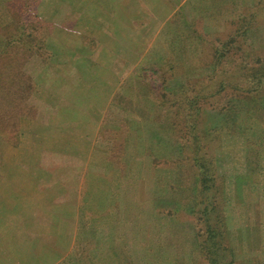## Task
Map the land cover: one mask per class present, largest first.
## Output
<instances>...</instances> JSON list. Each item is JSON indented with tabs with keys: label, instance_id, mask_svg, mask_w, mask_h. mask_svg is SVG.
<instances>
[{
	"label": "rangeland",
	"instance_id": "rangeland-1",
	"mask_svg": "<svg viewBox=\"0 0 264 264\" xmlns=\"http://www.w3.org/2000/svg\"><path fill=\"white\" fill-rule=\"evenodd\" d=\"M33 3L30 25L37 30L31 36L37 43L33 49L37 59L30 63L34 67L29 68L36 86L32 104L39 109V105L57 102L56 112L62 106L63 122L46 132L61 134L58 139L62 133L73 139L75 133L82 136L88 132L84 122L97 117L100 124L95 126V134L89 133L95 150H90L89 145L87 149H83L85 145L71 149L68 144L67 152H58L55 146L45 147L40 148L41 158L31 157L29 151L38 147L45 120L38 119L37 125L35 119L24 117L16 135L0 138V264H205L195 247V229L202 227L203 222L199 220L200 214L197 211L188 216L181 214L173 203L178 196L182 203H187L195 192L192 171L186 175L192 166L191 154L183 151L177 154L175 149L189 139L177 135L170 111L163 109L161 102L172 100L182 86L187 92L192 90L195 82L210 71L208 63H204L206 68L198 65L203 43L195 34L212 35L205 37L204 42L217 46L211 38L223 40L228 23L238 18L244 7L252 6V0H33ZM21 4L22 0H0L1 26L6 23L1 10L4 13L6 8H18ZM260 7L262 17H257L246 37L236 40L237 46L264 47V0ZM188 40L192 45H187V51L183 52V41ZM172 51L177 62L188 58V67L176 77L160 62ZM231 52L232 48L224 51L221 60ZM26 59L30 60L29 50ZM50 69L58 74L53 83L44 80L50 76ZM122 71L124 76L120 75ZM73 73L77 74L78 83L70 90L75 92L57 91L65 87L59 77L72 82ZM62 101L71 102L68 111L59 104ZM226 107L229 108L225 103H212L204 110L201 121L207 127L203 128H213L215 136L211 143L202 146L207 153H214V179L224 197L221 207L226 240L236 262L264 264L261 203L264 198L258 195L255 200L250 196V204L238 202L239 191L227 196L233 178L243 180L249 194L257 184V176H236L235 159L250 158L251 149L241 151L242 156L235 150L246 147L250 141L256 142L255 138L264 139V103L252 108L249 117L240 114L234 125L224 122V117L230 115ZM235 119L232 117V121ZM103 143L112 149L117 145L118 149H126L125 189L116 182L112 184L114 168L100 177L91 171L99 157L107 159L108 154L96 150ZM260 150L253 156H261L264 147ZM110 155L115 165L120 156L118 150ZM143 170L146 182L141 188L134 182L128 183L132 178H127L128 174H141ZM40 173L47 176L34 178ZM258 178L264 182V174ZM31 186L46 195L29 204ZM166 187L174 189L173 193L155 192ZM51 192L62 195L52 196ZM141 193L143 204L136 206L132 201ZM158 195L163 197L162 204H157ZM168 196L176 199L166 202ZM50 199L52 204L45 205ZM157 205L161 212L156 213ZM71 206L77 209L73 222L75 246L60 253L56 249L59 239L54 221H45L35 214L41 212L43 216L46 208L49 217L59 210L68 211ZM38 225L48 227L49 237H29V228L36 230Z\"/></svg>",
	"mask_w": 264,
	"mask_h": 264
},
{
	"label": "trees",
	"instance_id": "trees-1",
	"mask_svg": "<svg viewBox=\"0 0 264 264\" xmlns=\"http://www.w3.org/2000/svg\"><path fill=\"white\" fill-rule=\"evenodd\" d=\"M262 1L252 0V6L244 7L239 17L230 24L228 23L229 26L223 33L224 41L215 40L212 37L211 42L217 46L213 47L204 42L205 37L209 38L212 35L204 32L202 24L199 23L200 30L205 33V36L201 33L195 34L201 38V43H203V45L199 44L202 47V59L197 62H199V67H203L205 62L208 63L210 71L205 77H200L195 82V87L192 90L187 92L181 85L182 89L177 91V95L172 96V100L161 102L163 109L170 111L168 113L172 117L171 124L174 126L173 129L177 132V135L189 139L183 145L178 142L180 146L176 145L177 148L175 149L177 154L180 153L179 151L191 154L192 166L186 171V175L192 171L190 174L194 176L195 186L191 201L182 203L180 196H178V199L168 196L165 201L173 202V198L176 199L173 203H175L174 206L181 214L188 216L189 213L196 211L200 214L201 219L199 220L203 222L202 227L197 226L195 229V247H197L198 257L205 264L238 263L235 260L233 249L226 240V224L222 214L223 207H221L224 205V197L223 190L219 188L214 179V168L216 166L214 153H207L202 146L205 142L211 143L215 133L211 127L204 129L203 127L207 126L201 120L202 116L205 115L203 114L204 110L212 103L217 105L225 103L226 106H229V108H226L229 109L230 115L224 117V122L233 125L234 122L236 124L240 114L248 116L252 108L255 109L264 103V47L258 49L250 47L251 49H249L246 46L242 48L236 45L237 39L244 38L249 34L254 23H256L257 17H262V14H260ZM21 5V7H14V9L6 8L4 13L1 10L2 16L6 19V23L0 25L1 139L6 138L8 135L9 137L16 135L22 118L33 120L37 117V105L32 104L36 86L33 81L34 78L30 77L33 71L29 72V68L34 67L30 63L37 59L33 56V49L37 46V43L31 38L33 31L37 30L32 29L30 25V9L35 6L33 0H22ZM190 41H183V52L187 51V45H192ZM41 42L43 45L44 41ZM230 48H232V52L229 57L224 58V61L221 60L224 51L227 52ZM28 50L29 59L31 60L33 57L31 61L26 59ZM175 59L176 56L172 51L170 56L160 60L164 69H168L172 77L182 75L183 69L188 67L186 65L188 58L181 59L179 62ZM206 66L203 68H206ZM153 67L151 66L155 71ZM50 73V76L44 80L53 83L58 74L51 69ZM63 80L66 79L61 76L58 79L64 86H69L67 80ZM144 85L151 86L150 84ZM236 104H238V107ZM232 117H236V119L232 121ZM167 183L165 182V185ZM173 191L174 189L168 187L162 191L155 189L156 193H173ZM157 197H159L157 198V204H162L161 199L163 197L161 195ZM157 212H161L158 205L156 206Z\"/></svg>",
	"mask_w": 264,
	"mask_h": 264
},
{
	"label": "crops",
	"instance_id": "crops-1",
	"mask_svg": "<svg viewBox=\"0 0 264 264\" xmlns=\"http://www.w3.org/2000/svg\"><path fill=\"white\" fill-rule=\"evenodd\" d=\"M120 60L122 61L124 59L121 58ZM122 64H125V63L122 62ZM120 75L124 76L123 71L121 72ZM120 75H119L118 79H119V83H122V80L120 79V77H121ZM70 79H71V81L73 83L69 81L70 82V83L68 82L69 86H65L64 88L58 89L57 91H60V93L62 91H64L63 93H74L75 89L74 90H70V89L73 86V84L75 85L76 83H78L77 74H74V73L71 74L70 75ZM107 83H109V82H107ZM110 83H111V81H110ZM111 85H113V84H111ZM48 92L49 91H47V93ZM65 96L70 97L67 94H65ZM62 102H64V103H59V102L58 103L60 105L63 104V106H65L67 111H68V109H69L68 107L71 106V102H70V104L68 102H65V101H62ZM61 107L62 106H59L60 110H58V112H56L57 102L56 103L55 102L54 103L51 102V103L46 104V105H44V104L39 105V109H37V117L35 118L34 121H37V125H38V119H41L42 121L45 120V124H43V125H45L44 126L45 128H42V132L40 133V140L41 141L39 142V145L36 148V150L33 149V150H30L31 152L29 151V153H31V157H33L35 155V156H39V158H41L40 155L43 152L40 151L41 150L40 148H42L44 150L45 147L46 148H49V147L53 148L55 146V150L57 149L58 152H63V151L67 152L65 150V148H66V146L68 144H69V148H71V149H77V148L79 149L82 145H85V147L83 148V149H85L86 146L89 145L88 147L90 148V150H92V149L95 150V147H94L95 144L92 145L93 143H91V139L93 137H91L89 135V133L95 134L94 128H95V126L100 124V122L98 121L100 118L93 117L92 119L88 120L89 123L84 122V124H83L84 129L87 130L88 132H86V134H83L82 136H80L81 133H77V134L75 133V135L71 136V137H74L73 139H70L68 136H66L67 134H63V133H62V136H60V139H58L59 135H61V134H58V133L52 134L50 131L46 132L47 128L52 127L53 125L60 124V123L63 122V121H61L62 116L60 117V113H61L60 111L62 109ZM48 111H51L52 114H49ZM89 127H91V129H89ZM83 133H85V132L83 131ZM93 140H96V139H93ZM100 140H102V139H100ZM255 140L257 142L256 146L254 144L256 142L250 141V144H247L246 147H244L242 149L240 148L238 150L234 149L241 156L243 154L241 151H244V153H245V149H247V148L251 149L250 150V152H251L250 158L246 159V158L242 157V159H235L236 164L238 165V172H237L238 175H236V176L252 175L254 178H255V176H257V180H255L257 182V184L255 186H253L252 192H250V194H249V191H248V193L245 192V190L247 189V186L243 182V180L239 181L236 178H233V179H231L229 181L230 188H228L227 196L229 197V196L233 195L234 190L235 191H239V195L237 196L239 203L250 202V204H252V199H250V196L253 197L255 200L258 197V195H261V197L264 198V182L260 181L259 178H258L259 176L264 174V153L260 152V153H262L261 156H258L257 154H255V155H257V157L253 156L256 150L257 151H262L260 149L262 147H264V139L261 137L260 138L261 141L258 140L257 138H255ZM97 141H98V139L95 142H97ZM86 142H88V144ZM101 147H102L101 149H96V150L99 153L104 152V153L108 154L106 156L107 159H105L103 157H99L98 160L93 162V166H92V170L91 171L92 172L94 171L95 172L94 175H98L100 177L104 172L110 171L111 169L114 168L115 171H114V173L112 175L114 180H113L112 184L116 182V184H118V186L120 185V187L125 189L126 184H125V180H124L123 170L125 169L124 168L125 167L124 166V157L126 155L125 154L126 153V149H123V148L122 149H118V148H120L118 145H117V147H113V149H112V147H110L109 145L106 146V144L104 145V143L101 144ZM83 149H81V150H83ZM34 150L36 152H34ZM114 150H118V154H120V156L115 159V165H113V163L111 162L112 160H111V155H110ZM45 151L47 152L48 149H45ZM139 158H140V155H139L137 160H140ZM106 160H107V162H106ZM104 162H105V164H104ZM247 163H248V165H247ZM143 164H144V161H143ZM128 166H129V164H128ZM140 173L141 174L137 173V174H135L133 176L128 174L127 178L132 177V178L128 179V183L134 182L135 184L139 185L140 188H141L142 183H145L146 179H145L144 170L140 171ZM140 175H141V177H140ZM41 176L45 177L47 175L43 174V173H40L39 176H34V178L40 179ZM94 178H96V176ZM223 180H224V184L226 185V182H228L227 173L226 172H225V174H223ZM31 187L32 188H29V204L31 202H33L35 199H38L41 196L46 195L45 192L43 194L42 191H37L36 188H38V187H35V186H31ZM243 187H244V189H243ZM51 193H52V196L53 195H56V196L62 195L61 192H60V195H59V193H55V192H51ZM48 195L51 196L50 193ZM142 195H143L142 193L139 194V196L136 198V200L132 201V203L134 205L137 204L136 206H140L141 204H143L142 201L140 202V198H141ZM51 201H52V199H50L49 202L45 203V205L52 204ZM261 203L264 204V201H262ZM242 208L245 209L244 206H242ZM76 210L77 209H75L74 207L71 206V207H69L68 211L66 209H63L62 211L59 210L53 216L47 217L48 213H47V210L45 208L44 213H42L43 216L41 215V212H38V213L35 214V215H39V216L45 218V221H54L53 224L55 225V229H58V230H55V229L54 230H55L56 236L59 239V240H57L59 248H56V249L60 253H65V252L71 250L73 245L75 246V242L74 243H72V242H73L74 237H75V233H74L75 227L73 226V224H74L73 222L77 218L75 216ZM263 220H264V217H263ZM62 222H65V225H63ZM68 222H70L71 225L68 226ZM38 226L39 227H37L36 230H33L32 227L29 228V237L30 238L31 237L33 238L34 236L35 237H40V238H44V237H47V236L49 237V235H50L49 233L50 232H48V227H46L45 225H38ZM31 233L34 234V235L31 236ZM55 233H53V234H55ZM65 238L67 240H64Z\"/></svg>",
	"mask_w": 264,
	"mask_h": 264
}]
</instances>
